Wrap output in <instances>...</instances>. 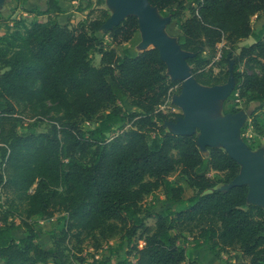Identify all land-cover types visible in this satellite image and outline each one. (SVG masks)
Wrapping results in <instances>:
<instances>
[{
	"label": "trees",
	"instance_id": "16d2710c",
	"mask_svg": "<svg viewBox=\"0 0 264 264\" xmlns=\"http://www.w3.org/2000/svg\"><path fill=\"white\" fill-rule=\"evenodd\" d=\"M147 2L177 23L176 43L189 54L195 82L221 86L231 76V97L255 106L249 126L264 137V23L251 26L253 16L264 18V0ZM46 6L26 11L29 24L4 23L0 36V264H68V239L78 247L85 238L115 235L125 249L116 264H184L186 235L197 248L239 253L225 264H264V209L247 202L246 184L233 185L240 165L219 147L203 156L196 134L164 130L182 116L176 106L161 109L182 83L170 79L156 48L138 49L137 18L105 29L110 13L99 8L70 27L40 20L48 10L63 14L59 0ZM248 38L253 44L239 48ZM125 103L134 110L124 111ZM24 114L48 118L49 129L19 132ZM156 191L166 206L143 209ZM56 213L63 228L42 248L27 221ZM20 228L25 235L15 239ZM78 260L111 264L94 255Z\"/></svg>",
	"mask_w": 264,
	"mask_h": 264
},
{
	"label": "rangeland",
	"instance_id": "374dc122",
	"mask_svg": "<svg viewBox=\"0 0 264 264\" xmlns=\"http://www.w3.org/2000/svg\"><path fill=\"white\" fill-rule=\"evenodd\" d=\"M48 0H0V19L2 24L0 25V36L4 34L3 25L6 22H10L11 19L19 18L23 19L26 24L32 20L33 16L26 13L29 9H36L38 11L47 10L46 2ZM99 0H59V5L62 8L63 14H56L53 11L48 10V14L45 16L39 17L40 20L45 21L47 16L52 19L57 20L60 24H67L70 27L76 26L78 23L85 21L86 19L94 18L93 15H88L89 11L103 8L110 13V16L116 12L117 8L114 4L109 0H103V4L99 6ZM156 18L159 21H167L163 33L167 39H169L174 45H176V38L179 35V31L177 28V23L172 21L169 18H164L160 16L156 11L154 12ZM185 17H188V13L185 14ZM264 23V18L261 15H256L251 18V26L254 30L258 29L259 26ZM253 44V40L248 38L246 40H242L238 47H248ZM146 48H150L147 46ZM138 49H145L141 44L138 45ZM119 52L121 48L117 49ZM238 53V51H236ZM98 56L92 57V62L94 66H98ZM233 66V60H231L230 64L227 66V71L231 72ZM244 68L241 66L240 71H243ZM3 70L0 68V74ZM216 72V70H215ZM167 74L169 75V69H167ZM230 85V92L228 96L225 98L226 107L222 109L221 103L218 100L211 101L206 104L204 107H201V110L208 114L210 117L216 118L223 114L224 126L228 127L230 131H235V142L243 149H245L254 159V163L252 167L256 174L264 175V137H260L256 135L250 125V114L252 113L255 106L248 105L244 100H239L236 96L231 97V93L233 87L235 86V80L230 76L227 80L226 85ZM232 89V90H231ZM225 93L224 90H218L214 92V95L217 97H221ZM178 96L171 95L169 99L165 102L164 106L161 108L163 111H167L172 109L171 106H175L174 100ZM122 109L126 112H131V107L128 106L127 103L122 104ZM177 107V106H176ZM231 109H234L235 113H230ZM181 111V109H180ZM261 112L264 113V105L261 108ZM22 120V127L19 129V132L24 131H33L36 133H44L49 129L50 121L48 118H41L39 116H35L33 118H29V114H24ZM192 120H184L175 123H165L163 124V128L165 131L171 132L175 135H187L192 132ZM244 125H247L244 128ZM88 125H85L87 127ZM117 131L114 128L113 132L108 135V137H112L114 133ZM200 132L197 131L196 136L199 137ZM244 139V140H243ZM199 149L203 156H207L208 152L205 148L204 143L200 142ZM216 147H219L217 144H213ZM220 148V147H219ZM242 169V168H241ZM216 178H221L220 175H213ZM246 180L245 176H241L236 180V182L242 183ZM225 188V187H223ZM222 188V189H223ZM189 195V194H187ZM247 202L249 204H256L261 206L264 209V189L258 191H249ZM167 204L165 198L163 197L160 191H156L151 195L145 197L143 200L141 207L145 210L153 209L158 210L165 207ZM2 199H0V211L2 208ZM171 206H175L171 204ZM63 215L56 213L53 218L48 220L40 217H33L27 222L33 227L36 235H37V243L45 249H48L52 246V237L58 236L59 232L63 228V221L61 217ZM18 223L17 220H15ZM147 223L149 225H153V220H148ZM15 239H19L24 237L25 230L20 228L13 232ZM193 237L185 236L181 241V245L185 248L186 260L184 264H195V262L199 264H225L227 262H234L240 256L237 252L232 251H216L211 252L207 247H195L193 242ZM121 243L120 235L112 236L106 240L97 236L96 239L85 238L83 242L76 247V241L74 238H70L66 241L65 246L67 247V251L65 252L68 258V264H81L78 260L79 258H87L94 255L96 258L101 259H109L111 264H116L118 259H120L125 249L122 247L119 249V245ZM139 247L142 246L141 243L138 244ZM79 249V251H77ZM117 253H112L111 251H116ZM128 259L132 261L129 256Z\"/></svg>",
	"mask_w": 264,
	"mask_h": 264
},
{
	"label": "water",
	"instance_id": "95a60500",
	"mask_svg": "<svg viewBox=\"0 0 264 264\" xmlns=\"http://www.w3.org/2000/svg\"><path fill=\"white\" fill-rule=\"evenodd\" d=\"M117 8L104 28L109 29L117 26L128 16H135L138 21V27L141 38V46L145 49L156 48L161 60L169 69L171 80H179L181 91L174 100V104L182 110V116L176 121L192 120V135L200 132L197 136L198 144L204 143L206 147H219L235 160L242 169L238 177L233 181V185L246 184L249 191H258L264 189V175L256 174L252 167L254 159L250 154L235 142L236 132L224 126V118L212 119L200 109L199 105L207 104L214 100L225 101L230 92V85L203 87L195 82L190 69L185 60L189 54L182 52L177 43L174 45L167 39L163 33L167 21H159L155 16V9L151 8L147 0H109ZM150 46V48H146ZM141 49V50H145ZM224 90L221 97L214 95L215 91ZM232 90V89H231ZM264 165V161L262 162ZM240 175L245 176L246 180L242 183L236 182Z\"/></svg>",
	"mask_w": 264,
	"mask_h": 264
},
{
	"label": "crops",
	"instance_id": "0c3cea01",
	"mask_svg": "<svg viewBox=\"0 0 264 264\" xmlns=\"http://www.w3.org/2000/svg\"><path fill=\"white\" fill-rule=\"evenodd\" d=\"M204 87V86H203ZM219 101V100H218ZM220 103H221V107H222V103H223V101H219ZM210 103V102H209ZM208 104V103H207ZM206 104H203V105H199L200 106V109H201V107H204ZM176 106V105H175ZM177 108H179V107H177ZM180 109V108H179ZM223 109V108H222ZM181 113H182V110H181ZM208 117H210L208 114H206ZM221 117H223V114L222 115H220V116H218V117H216V118H213V117H210V118H212V119H218V118H221ZM196 134H197V132H196Z\"/></svg>",
	"mask_w": 264,
	"mask_h": 264
}]
</instances>
